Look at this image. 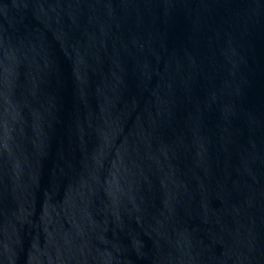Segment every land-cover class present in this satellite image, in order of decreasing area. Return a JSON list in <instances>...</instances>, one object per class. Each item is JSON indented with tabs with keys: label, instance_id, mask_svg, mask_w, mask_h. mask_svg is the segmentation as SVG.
Listing matches in <instances>:
<instances>
[{
	"label": "water",
	"instance_id": "1",
	"mask_svg": "<svg viewBox=\"0 0 264 264\" xmlns=\"http://www.w3.org/2000/svg\"><path fill=\"white\" fill-rule=\"evenodd\" d=\"M0 231L27 264H264V0H0Z\"/></svg>",
	"mask_w": 264,
	"mask_h": 264
}]
</instances>
